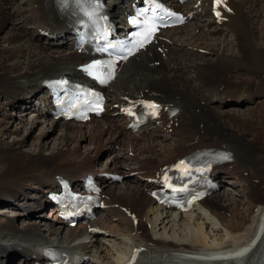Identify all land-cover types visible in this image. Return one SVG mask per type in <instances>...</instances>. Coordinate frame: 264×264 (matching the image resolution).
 <instances>
[{"label": "bare ground", "instance_id": "6f19581e", "mask_svg": "<svg viewBox=\"0 0 264 264\" xmlns=\"http://www.w3.org/2000/svg\"><path fill=\"white\" fill-rule=\"evenodd\" d=\"M164 1L190 12V20L161 34L165 39L157 44L165 49L163 55L151 49L152 57L144 53L121 67L105 90L108 109L101 118L85 123L55 120L46 108L37 106L31 120L20 117L10 128L1 123H11L14 112L8 110L19 99L29 103L42 93L41 80L47 76L77 73L73 65L86 56L72 47L73 35L57 7L59 0H0V204H13L24 217L46 202L44 191L55 184L54 174L76 182L79 175L91 171L133 172L132 183L120 179L118 186L98 177L106 205L100 216L87 223L65 226L52 207L51 220L42 224H17L11 216L0 217V263L15 250L16 264H34L45 244L68 243L78 246V264H121L138 244L159 260L182 259L181 251L235 247L234 264L260 263L264 253V106L256 105L258 100L264 102V0H229L231 12H223L226 20L221 23L208 14V0H199L195 8L196 0ZM104 2L111 16L121 21L123 0ZM223 31L230 39L216 35ZM156 59L159 65L154 67L151 62ZM130 92L155 93L164 105L172 102L177 111L130 133L119 108L112 107L116 102L123 104L120 98ZM227 98L237 107L218 108L227 105ZM37 100L44 101L42 95ZM36 122L42 126L38 145L23 149L21 135ZM56 125L60 131L54 134V145L47 147L50 143L42 138L43 132L50 134V128L55 132ZM85 140L90 146L96 144L93 151L90 147L81 151ZM118 143L134 151L130 155L116 151L97 168L96 155L103 149L115 150L113 145ZM201 145L230 152L231 159L217 166L215 178L228 179L235 193L241 194L233 197L216 191L186 211L154 203L146 193L154 186L149 178L162 164ZM28 187L34 200L25 197ZM88 226L99 231L92 232Z\"/></svg>", "mask_w": 264, "mask_h": 264}, {"label": "rangeland", "instance_id": "374dc122", "mask_svg": "<svg viewBox=\"0 0 264 264\" xmlns=\"http://www.w3.org/2000/svg\"><path fill=\"white\" fill-rule=\"evenodd\" d=\"M6 28V27H5ZM225 35L224 37L223 36H221V35H223V34ZM217 36H219L220 37V39H230L229 38V35L225 32V31H223V32H221V33H219V34H216ZM228 35V36H227ZM242 80H249V79H245V78H243ZM259 99H261V98H259ZM234 102H230V103H227V105L226 106H224V107H222V106H219L218 108H221L222 110H227V109H229V108H234V107H237V106H234ZM242 106H244V105H242ZM256 106H264V102L263 101H261V100H258V103H257V105ZM14 107V106H13ZM13 107H11L8 111H9V113H10V111H13L14 113H13V115L11 116L13 119H10L11 120V123L10 124H8V120H5V121H3L1 124L3 125V126H7V125H10V128H12L13 127V125L15 124V123H18L19 122V119L18 118H22V120H24V121H26V120H31V119H29V118H27V115H24V114H19L20 112H17V110L15 109V111L13 110ZM17 107V106H16ZM15 107V108H16ZM8 112H7V116H10V115H8L9 114ZM7 119H9V117L7 118ZM15 120V121H14ZM51 121V120H50ZM7 123V124H6ZM54 124L55 123H58V122H53ZM12 124V125H11ZM57 126V125H56ZM40 127H42L41 126V124L39 123V122H36V123H34V125L32 126V129L31 130H28V132L27 133H24L23 135H21V136H23L22 138H21V143H22V148L23 149H33V148H35V146H37L38 144L36 143V141H37V135L39 134V129H40ZM57 128H58V126H57ZM55 132H53V128H50V134L48 133V135H46V131L45 132H43V135H42V138H45V139H48V144L50 143V145L49 146H47V147H50V146H52V145H54V134L55 133H57L58 131H60V130H58V129H55L54 130ZM160 132H162L163 134H165V132L163 131V130H160ZM159 138V139H158ZM6 139L7 140H10V138L9 137H6ZM156 142H157V140H160V137H156L155 139H154ZM84 142V143H83ZM82 143H81V151L83 152V150L85 151L86 150V148H88V147H90L89 148V150L90 151H93L94 150V148H95V145L96 144H92L93 146H90V145H88L87 144V141L85 140V141H83ZM75 144H77V142H75ZM74 143L72 144V145H75ZM71 145V146H72ZM86 146V147H85ZM118 147H120L119 148V150H118V153H124V149H123V147H121V146H118ZM112 151H109L108 152V150H106V149H103L102 151H100L99 153H98V155H97V157H98V159H97V161H96V164H98V165H101L103 162H104V160H105V158H107L106 156H107V154H110ZM112 157V156H111ZM111 157L109 156V158H108V160H110L111 159ZM121 158V162L123 161V162H125L126 161V163H129V161L127 160V159H125L124 157V159L122 158V157H120ZM106 161H107V159H106ZM105 163V162H104ZM100 168V166H97V168ZM122 175H123V177H125V174H123L122 173ZM132 177V176H131ZM124 180L123 181H126L125 180V178H123ZM132 181H133V177L132 178H130V176L128 177V179H127V182L128 183H132ZM118 183H116V186H118L117 185ZM120 184V183H119ZM222 189V188H221ZM36 190V189H35ZM224 192L225 193H228L229 194V196H233V197H235L236 195H238V194H241V193H235L236 191H235V188L234 187H232V185H227V183H225L224 184ZM32 193V187L30 188V187H28V190L26 191V194H25V197H27V198H29L30 200H34L35 199V195L34 194H31ZM241 197H245V195L244 196H241ZM23 201V200H22ZM20 202V201H19ZM4 206H6L4 203H1L0 204V217H2V218H6V219H10V216L12 217V219L17 223V224H23V223H26V222H28V221H30V222H35L36 224H39L40 223V221H35V219L36 220H38V217L39 216H37L36 214H35V219L34 218H29V217H26V218H24V219H21V218H23V216H20L19 218L18 217H16L15 218V216H12L11 215V213H19L20 212V210H15L14 209V205L13 204H11V205H7V207H4ZM2 207H4V208H2ZM17 208V207H16ZM17 209H19V208H17ZM19 215V214H18ZM98 216H100V214L98 215ZM25 217V216H24ZM15 218V219H14ZM41 218H42V216H41ZM42 219H44V218H42ZM49 220V219H48ZM44 221H47V220H44ZM43 223V221L40 223V224H42ZM13 258V255H11V254H9L8 255V257H7V259H5V261H9V260H11ZM6 264H14V263H12V261H10V262H8V263H6Z\"/></svg>", "mask_w": 264, "mask_h": 264}, {"label": "snow or ice", "instance_id": "6c2138e0", "mask_svg": "<svg viewBox=\"0 0 264 264\" xmlns=\"http://www.w3.org/2000/svg\"><path fill=\"white\" fill-rule=\"evenodd\" d=\"M141 46H143L142 44H141ZM149 107H155L154 105H149Z\"/></svg>", "mask_w": 264, "mask_h": 264}]
</instances>
